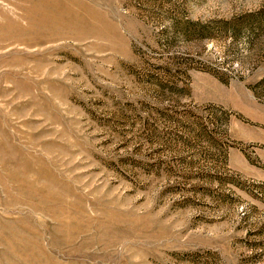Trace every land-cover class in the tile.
Masks as SVG:
<instances>
[{
    "label": "rangeland",
    "instance_id": "1",
    "mask_svg": "<svg viewBox=\"0 0 264 264\" xmlns=\"http://www.w3.org/2000/svg\"><path fill=\"white\" fill-rule=\"evenodd\" d=\"M0 19V264H264V0Z\"/></svg>",
    "mask_w": 264,
    "mask_h": 264
},
{
    "label": "bare ground",
    "instance_id": "2",
    "mask_svg": "<svg viewBox=\"0 0 264 264\" xmlns=\"http://www.w3.org/2000/svg\"><path fill=\"white\" fill-rule=\"evenodd\" d=\"M1 20V19H0ZM4 21V20H3ZM40 23V22H39ZM4 24V23H3ZM17 25V24H16Z\"/></svg>",
    "mask_w": 264,
    "mask_h": 264
}]
</instances>
